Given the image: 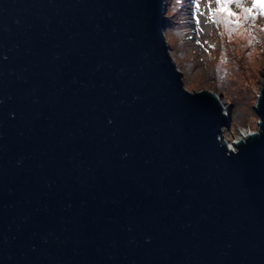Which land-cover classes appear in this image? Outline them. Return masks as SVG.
Wrapping results in <instances>:
<instances>
[{
	"label": "water",
	"instance_id": "water-1",
	"mask_svg": "<svg viewBox=\"0 0 264 264\" xmlns=\"http://www.w3.org/2000/svg\"><path fill=\"white\" fill-rule=\"evenodd\" d=\"M172 19L0 0V264H264V77L226 141L234 102L186 85Z\"/></svg>",
	"mask_w": 264,
	"mask_h": 264
},
{
	"label": "rangeland",
	"instance_id": "rangeland-1",
	"mask_svg": "<svg viewBox=\"0 0 264 264\" xmlns=\"http://www.w3.org/2000/svg\"><path fill=\"white\" fill-rule=\"evenodd\" d=\"M171 5L167 31L179 68L186 70V85L217 90L225 106L234 102L226 141L256 131L252 106L264 77V7L253 0H171Z\"/></svg>",
	"mask_w": 264,
	"mask_h": 264
},
{
	"label": "snow or ice",
	"instance_id": "snow-or-ice-1",
	"mask_svg": "<svg viewBox=\"0 0 264 264\" xmlns=\"http://www.w3.org/2000/svg\"><path fill=\"white\" fill-rule=\"evenodd\" d=\"M222 0H217V3H221ZM254 5H260L261 7H264V0H253Z\"/></svg>",
	"mask_w": 264,
	"mask_h": 264
},
{
	"label": "bare ground",
	"instance_id": "bare-ground-1",
	"mask_svg": "<svg viewBox=\"0 0 264 264\" xmlns=\"http://www.w3.org/2000/svg\"><path fill=\"white\" fill-rule=\"evenodd\" d=\"M244 135L245 134V132H243V131H241L240 133H239V135ZM229 142V141H228ZM230 143H233V141H230Z\"/></svg>",
	"mask_w": 264,
	"mask_h": 264
}]
</instances>
